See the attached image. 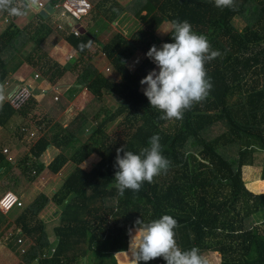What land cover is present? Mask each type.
I'll list each match as a JSON object with an SVG mask.
<instances>
[{
    "label": "trees",
    "instance_id": "1",
    "mask_svg": "<svg viewBox=\"0 0 264 264\" xmlns=\"http://www.w3.org/2000/svg\"><path fill=\"white\" fill-rule=\"evenodd\" d=\"M58 1L49 3L55 6ZM89 2L95 11H111L109 21L119 20L128 10L141 23L130 37L116 32L101 40L99 33L109 30L110 22L95 18L98 28H94L85 27L82 20L84 31L65 35L79 53L71 66L60 65L48 55L63 34L46 22L34 34L16 24H8L0 34V84L9 72L7 65L15 70L24 62L17 58V50L35 37L37 48L45 52L37 55L43 59L47 79L56 82L70 66L78 69V83L92 94L68 125L55 123L30 148V154L40 157L50 146L63 149L83 141L71 157L58 152L46 165L51 173H57L69 159L77 163L58 187L59 192L52 191L59 207L52 227L56 241L50 240L45 222L38 217L50 200L41 192L15 217L16 227L7 240L9 248L20 252L17 238L27 236L32 242L21 252L23 264H82L83 257L85 264H119L115 253L129 249L135 221L148 222L168 214L178 221L175 239L182 249L197 247L202 255L220 252V264H264V192L248 189L242 175L243 167L249 165L258 168L256 178L264 179V0H235V8L224 9L210 0H133L119 11L109 6L110 0ZM38 16L46 21L55 15L44 17L38 12ZM164 20L171 24L174 20L189 21L193 31L205 35L212 49L221 53L205 63L213 84L209 96L185 111L182 120H158L161 113L150 106L143 94L145 85L140 84L154 65L143 53L152 45L174 42L171 29L163 38L154 34ZM94 43L113 62L120 81L91 61L88 50ZM82 44L89 46L81 50ZM140 53L144 57L132 67L130 63ZM86 54L89 57L83 60ZM27 60L33 62V55L28 53ZM108 96L118 100V105L101 117L107 111ZM30 104H34L31 98L17 110L5 102L0 127L9 130L17 124L19 135H24L29 126L18 119L27 116ZM120 117L123 137L86 144V140L94 143L98 139L95 131ZM93 122L95 125L85 130ZM154 134L160 137L162 154L171 161L168 171L154 177L153 183L145 181L138 193L126 190L119 196L113 187L116 150L125 147L139 154ZM92 152L98 159L87 168L83 161ZM26 162L24 175L33 180L43 165ZM32 167L34 175H30ZM16 171L14 160L0 148V175L7 172L5 178L12 180L8 190L12 191L19 180L21 174L12 175ZM255 183L264 186V181ZM7 220L8 215L0 210V228ZM140 264L166 261L160 257Z\"/></svg>",
    "mask_w": 264,
    "mask_h": 264
},
{
    "label": "rangeland",
    "instance_id": "2",
    "mask_svg": "<svg viewBox=\"0 0 264 264\" xmlns=\"http://www.w3.org/2000/svg\"><path fill=\"white\" fill-rule=\"evenodd\" d=\"M110 1L111 2L109 3V6L114 10L119 11V9H123L124 7L130 5L133 0H110ZM38 3L47 4L49 3V0H37L35 5H37ZM35 5L26 9V14L22 16H10L4 12L2 13L0 12V34L7 27L8 24H16L27 30V32H29L30 34L36 33L37 29H39L38 27L41 25L42 22H46L47 24L51 25L54 29L58 30L59 29L58 25L54 24L55 19L52 18L43 21L38 16L39 10L38 8H36ZM143 13L144 11H142L141 14ZM110 15H111V11L109 10L106 14H104L95 11V9L93 8L91 12L88 15H86L82 20L84 22L85 27L94 26V28H98V26L95 23V18L101 17V19L105 21H109ZM121 16L122 17L124 16V19H121L122 18L121 17L119 20H115L114 22H112L111 20L109 21L111 24L110 25L111 28L109 30H106L105 32L103 31L99 33V38L101 40H108L116 32H119L125 36L130 37V34L133 31H135L136 28L138 27V24L141 23V21L137 18V16H135L133 12H130L128 10L122 13ZM171 26L172 24L169 21L164 20L154 29V34L158 38H163L169 32ZM164 31H168V32H164ZM161 45L162 43L158 44L157 48H160ZM38 46H39L38 42L35 40V37H33L29 39L26 43H24L22 45V48L17 50L16 52L17 58L20 59L22 58L24 59V62L25 61L28 62L27 60L28 53H30L31 55H33V62H29L30 63L29 65H20L15 70L11 69L12 65H7L9 72L3 83V86L4 88L6 87V90L8 88L6 81L9 83H11V81H14L13 79L16 78L17 76L16 74L19 73V71L24 68H27V70L29 69L31 70V74L35 79L34 81L47 79V76L42 69L43 59L40 60L37 55V53L44 54L45 52L44 50L38 49L37 48ZM88 51L89 54L92 55L91 61L96 62V66L101 72H104L106 75L110 76V78L114 80L120 81L121 75L119 71L116 70L113 62L107 56H104L105 52L101 53V48L97 44L94 43L93 47L90 48V50ZM48 55L50 56V54ZM77 56L78 54L76 53V56L73 58L74 61L77 60ZM82 57L84 60L89 56L88 54H86L83 55ZM143 57L141 53L138 54L137 60L135 58V60L132 61L130 65L132 67H136L137 65H139ZM153 68H156L155 64L153 65L152 69ZM37 72L39 73V75L35 76V73ZM67 72L69 73L70 76L69 78H66V81H56L54 82L53 86L49 85L47 87H38V92L33 90L31 100H34V104L33 105L30 104L31 109L27 113L26 117H24L23 119L21 118L18 119V122L24 121V123H27V126H29L28 129H25L24 135L22 136L19 135V130L15 128L17 124H13L14 127L9 130L0 127V144H2V147L0 146V148H2V151L6 154L8 159L14 160V165L17 166L16 173H12V175L21 174L19 180L12 187L13 188L12 191H14L21 198L23 202V205L19 206V208L6 213L8 215V220H7L8 225L7 223L3 224L0 228V230L2 229V231L0 232V264H23L21 252L27 249V247L31 244L32 242L31 238H28L26 236L23 239V242H19L18 249L20 250V252L12 248H9V246L7 245V240L9 236H11V233L14 231L16 227V224L14 223L15 217L22 211L23 207L30 200H32L36 195H38L41 192L47 194L50 197V200L39 211L38 217L45 222L50 240H52L53 243L56 241V237L52 233V227L57 222V218L59 215V207L54 203L52 191L58 189L59 192L58 187L61 185L62 181L66 178L67 172L73 170V168L76 166L77 163L73 159H69L67 162H65L62 165L59 172L57 173H51L48 170V168H46V165L52 159V157L58 152H62L68 157H71L72 154L75 152V149L79 148L83 144V141L74 142L72 145L63 149L48 147L40 157H36L30 154V148L40 136L49 133L50 127L52 125H55V123L59 122L64 126L68 125L69 122H71L73 118L78 114V111L81 110L86 105L88 100L92 97L89 94V92L86 90L87 93L86 95L84 94V96L82 97L83 99L80 102L79 106L77 103H74L73 102L74 97L78 93H82L86 88L78 83V75H77L78 69L76 70L70 67L69 71ZM26 76H28L29 78L30 73H28ZM9 79H11V81H9ZM59 82L70 83L72 85L71 86L72 90L71 89L67 90L64 87L60 89V86H58ZM30 86L33 87L31 83ZM61 105H65V106L67 105V109H61ZM106 105H107V111H104V114H101V117H104V115L113 111V108H115L118 105V100H115V98L108 96L106 98ZM121 118L122 117L117 119L115 122H111L106 127L101 128L99 132L95 131V133L93 134L98 139L94 143L90 140H86V144L96 145L97 143L103 140L111 141L123 137V135L125 134L124 126L119 124ZM94 125L95 122H93V125L92 124L86 125L85 130L91 128ZM30 131H34V134L32 136H30ZM97 159H98V155L92 152L83 161V165L87 168H91L92 165L97 161ZM23 161H27L26 162L27 165H31L34 162L42 163L43 165L42 170L38 174H36V177L33 180H29L30 178H28L27 174L24 175ZM32 168L33 170L32 172H30V175L31 174L34 175L35 173L34 167ZM258 171H259L258 168L254 166L246 165L243 167V173H242L243 180L245 182L246 187L253 192L255 191L259 192L261 191V189H264L259 186H258L259 188H255V191L253 189L254 188L253 186L256 184L255 182H257V179H259L256 178L258 177L259 174ZM6 174L7 172L0 175V196L8 190L7 189L8 183L12 185V180L5 178ZM135 230L136 229H131L130 235H134ZM115 256L119 264H134L132 257L130 256L129 249L127 251L117 252L115 253ZM203 256L208 260V264L221 263L220 252H207L204 253ZM81 263L85 264V257L82 258Z\"/></svg>",
    "mask_w": 264,
    "mask_h": 264
},
{
    "label": "clouds",
    "instance_id": "3",
    "mask_svg": "<svg viewBox=\"0 0 264 264\" xmlns=\"http://www.w3.org/2000/svg\"><path fill=\"white\" fill-rule=\"evenodd\" d=\"M36 2L37 0H21V3L17 4L16 0H0V12H7L10 16H22L26 14V9L34 6ZM210 2L219 9L236 6L235 0ZM35 6L38 10L42 9L38 4ZM49 15L54 16V13ZM170 33L174 42H165L160 48L152 45L147 51L146 56L156 68L140 80V84L146 86L143 88V94L150 106L161 113L158 120L166 121L182 120L185 111L192 110L195 104L209 96L213 84L205 69V63L221 55L219 50L212 49L205 35L193 31L187 20H174ZM88 46L82 44L80 47L83 50ZM21 83L23 82L18 84ZM2 84L0 110L11 97ZM148 144L149 146L142 148L139 154L125 150V147L116 150L114 168L117 170L113 187L119 196L123 197L126 190L138 193L145 181L153 183L154 177L168 171L171 161L162 154L159 135H152ZM178 226V221L168 214L148 222L137 219L135 234L130 235L129 242V252L134 264L160 257L166 264H208L199 248L185 250L178 245L174 231Z\"/></svg>",
    "mask_w": 264,
    "mask_h": 264
},
{
    "label": "built area",
    "instance_id": "4",
    "mask_svg": "<svg viewBox=\"0 0 264 264\" xmlns=\"http://www.w3.org/2000/svg\"><path fill=\"white\" fill-rule=\"evenodd\" d=\"M45 5L46 4L38 3L40 8L45 7ZM54 8V15L57 16V21L55 20V22H57L58 28L64 29L66 27L64 23L60 21L62 19V21L66 22L68 33L74 32V34H78L81 32L79 25H81L82 19L92 10V4L89 2V0H59ZM70 57H72V55ZM38 75V72L35 73V76ZM6 84L8 85L6 92L11 94L10 99H8L6 102H8V104L15 109H20L32 96L33 87L24 82L21 84L12 85V83L6 81ZM33 134L34 131H30V136ZM22 205L23 202L21 198L12 191H6L0 196V210L3 213H7L13 208ZM24 238L25 237L23 236H19L17 240L18 242H23Z\"/></svg>",
    "mask_w": 264,
    "mask_h": 264
},
{
    "label": "crops",
    "instance_id": "5",
    "mask_svg": "<svg viewBox=\"0 0 264 264\" xmlns=\"http://www.w3.org/2000/svg\"><path fill=\"white\" fill-rule=\"evenodd\" d=\"M49 4V3H47ZM35 8V7H34ZM56 21H57V16L55 15V18H54ZM61 22L64 23V25L66 26L64 29L63 28H59L60 32H62L63 34V37L60 38V40L58 42H56L55 46L50 50L49 54L50 56H52L54 59H56L57 61H59L60 65H73L74 64V60L73 58L76 56V53L78 54L79 56V53L78 51L75 49V47L71 44V42H69L64 35H67L69 34L68 31H67V25H66V22L65 21H62V19L60 20ZM54 24H57V22H54ZM85 28V27H84ZM93 45L90 47L92 48ZM90 50V49H89ZM101 53H104L103 50H101ZM144 54V53H143ZM72 55V57L70 58V56ZM146 55V54H144ZM77 56V57H78ZM104 56L105 53H104ZM143 56V55H142ZM95 65H96V62H93ZM30 63L29 62H23L21 65H29ZM106 65H109V64H106ZM69 68L70 66L67 68V70H65V72L59 76L58 80L57 81H66V78H69V73L67 71H69ZM26 71V72H25ZM28 73H30V76L28 78V76H26ZM16 78L13 79L14 81H11V79H9V81H11L12 85H16L18 83H20L21 81L22 82H25V83H28L31 85H33L34 87V90L38 92V87H47L49 85H52L54 83L51 82L50 79H46V80H36L34 81L35 79L33 78V75L31 74V70H27V68H24L22 70L19 71V73L16 74ZM27 78V79H26ZM14 82H17V83H14ZM70 83H65V82H59L58 86H60V89H62V87H64L65 89L67 90H70L71 89V84L69 85ZM3 85V84H2ZM68 86V87H66ZM49 88V87H48ZM5 90H6V87H5ZM72 90V89H71ZM87 89H85L82 93H78L74 99H73V102L74 103H77L78 106L80 104V102L82 101V97L84 96V94L86 95ZM86 91V92H85ZM89 92V91H88ZM89 94L92 96V94L89 92ZM91 99V98H90ZM89 99V100H90ZM88 100V101H89ZM61 109H67V105H61ZM80 111V110H79ZM78 111V112H79ZM50 147H53V146H50ZM73 170L71 171H68L67 172V175L69 172H72ZM257 181H264V179H257ZM254 188V191H255V188H259L258 187V184H255L253 186ZM261 188H264V186H260ZM262 192H264V189H261ZM259 191V192H261ZM256 192V191H255Z\"/></svg>",
    "mask_w": 264,
    "mask_h": 264
},
{
    "label": "water",
    "instance_id": "6",
    "mask_svg": "<svg viewBox=\"0 0 264 264\" xmlns=\"http://www.w3.org/2000/svg\"><path fill=\"white\" fill-rule=\"evenodd\" d=\"M54 11H55V8L52 4H47L44 8L39 10L40 14L43 15L44 17H47L49 14L54 13ZM80 29L81 31L85 30V28L81 25H80Z\"/></svg>",
    "mask_w": 264,
    "mask_h": 264
}]
</instances>
